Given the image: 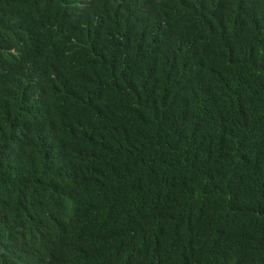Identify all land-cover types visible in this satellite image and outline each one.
<instances>
[{
	"label": "trees",
	"instance_id": "trees-1",
	"mask_svg": "<svg viewBox=\"0 0 264 264\" xmlns=\"http://www.w3.org/2000/svg\"><path fill=\"white\" fill-rule=\"evenodd\" d=\"M0 264H264V0H0Z\"/></svg>",
	"mask_w": 264,
	"mask_h": 264
},
{
	"label": "rangeland",
	"instance_id": "rangeland-1",
	"mask_svg": "<svg viewBox=\"0 0 264 264\" xmlns=\"http://www.w3.org/2000/svg\"><path fill=\"white\" fill-rule=\"evenodd\" d=\"M4 246H6V247H8V248H10V247H11V245H10V244H5Z\"/></svg>",
	"mask_w": 264,
	"mask_h": 264
},
{
	"label": "bare ground",
	"instance_id": "bare-ground-1",
	"mask_svg": "<svg viewBox=\"0 0 264 264\" xmlns=\"http://www.w3.org/2000/svg\"><path fill=\"white\" fill-rule=\"evenodd\" d=\"M76 26V25H75ZM136 140V139H135ZM50 169V168H49Z\"/></svg>",
	"mask_w": 264,
	"mask_h": 264
}]
</instances>
